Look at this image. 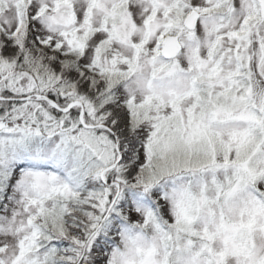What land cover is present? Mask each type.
Returning <instances> with one entry per match:
<instances>
[{
  "label": "snow or ice",
  "instance_id": "snow-or-ice-1",
  "mask_svg": "<svg viewBox=\"0 0 264 264\" xmlns=\"http://www.w3.org/2000/svg\"><path fill=\"white\" fill-rule=\"evenodd\" d=\"M0 264H264V0H0Z\"/></svg>",
  "mask_w": 264,
  "mask_h": 264
}]
</instances>
